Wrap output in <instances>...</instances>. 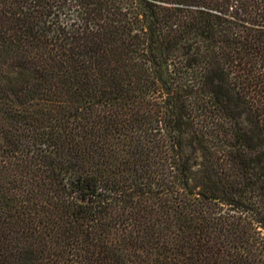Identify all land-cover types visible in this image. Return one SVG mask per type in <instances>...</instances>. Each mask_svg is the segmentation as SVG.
I'll return each mask as SVG.
<instances>
[{
	"label": "trees",
	"instance_id": "16d2710c",
	"mask_svg": "<svg viewBox=\"0 0 264 264\" xmlns=\"http://www.w3.org/2000/svg\"><path fill=\"white\" fill-rule=\"evenodd\" d=\"M0 264H264V0H0Z\"/></svg>",
	"mask_w": 264,
	"mask_h": 264
}]
</instances>
